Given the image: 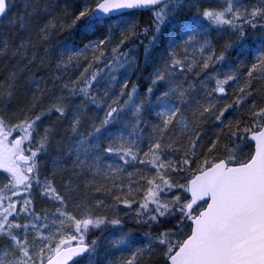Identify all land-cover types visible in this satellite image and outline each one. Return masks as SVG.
<instances>
[{"label": "snow or ice", "instance_id": "6c2138e0", "mask_svg": "<svg viewBox=\"0 0 264 264\" xmlns=\"http://www.w3.org/2000/svg\"><path fill=\"white\" fill-rule=\"evenodd\" d=\"M5 23L0 264H264V0H0Z\"/></svg>", "mask_w": 264, "mask_h": 264}, {"label": "trees", "instance_id": "16d2710c", "mask_svg": "<svg viewBox=\"0 0 264 264\" xmlns=\"http://www.w3.org/2000/svg\"><path fill=\"white\" fill-rule=\"evenodd\" d=\"M210 2H214V0H210ZM149 15L150 14H143L141 16H139L137 19L139 21L140 27H147L149 26ZM68 31L73 32L72 36L68 35ZM7 32L9 35H12L14 33V30L9 28L6 23L4 25H0V35H2L3 33ZM249 34L246 37L245 43L247 45V47L255 50L259 47L260 44V34L259 32H255L253 33L252 30H248ZM20 35H24V33L20 32ZM35 38V37H33ZM81 37L78 33V31L76 29H71V30H67L64 32H61L57 35H55L52 38V44H53V53H54V57L55 55H58V53H56V45L60 42V41H64L65 43H79ZM140 39H144L143 37H140ZM212 40L213 43L216 45L217 50L220 49V47L223 45V43L227 40V35H218L216 33H213L212 35ZM145 43H147V41L145 40ZM166 43V41H165ZM130 45H126V47H128ZM235 54H236V49L234 48L230 53H228L229 57L234 61L235 60ZM139 63H140V68L136 71H134L131 74V83H135L137 84L139 91L141 93H143L146 90V87L148 86V75L149 73L152 71L151 67H145L144 65V61H143V55H142V51L141 54L139 56ZM219 70L223 71L226 69H221L220 66H217ZM195 72V70H194ZM193 73H186L185 75H177V79L181 80V81H185V86H187V81H196L197 77L194 75ZM6 73V69L4 67V64L2 62H0V81H2L4 79ZM204 78V74L201 73L199 79H203ZM130 83V86H131ZM231 91V89L229 90ZM229 99H231V97H229ZM105 109L104 108H95L94 106H90V110L88 112L84 127L87 129L90 124L95 121V122H99V120H101L103 118V114H104ZM55 117L52 118V122H54ZM66 126V125H65ZM214 125H212L211 123L206 124L204 126V131L206 133V135L210 136L213 132H214ZM131 171V169H129ZM94 195L99 196L101 198L106 199L107 201H111L112 197L109 195L107 197H105L102 193H95ZM37 207L40 206H44V207H48L47 204H44L42 201H40L39 199L36 201ZM121 217L124 218V220L126 221L125 224V228L126 229H131L133 232H135L137 235H142L143 231H145V229L143 228V226L141 225H137L135 224L130 217L133 215V213L131 212V210H128L126 208H124L123 206H121L118 209ZM125 213H128V215H125ZM112 229H109L107 232H105V235H108L110 232H112ZM101 239H103L101 237ZM101 252H103V248L101 249ZM101 259H103V257H101ZM148 264H159V257L154 256L149 262Z\"/></svg>", "mask_w": 264, "mask_h": 264}]
</instances>
